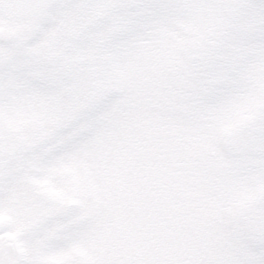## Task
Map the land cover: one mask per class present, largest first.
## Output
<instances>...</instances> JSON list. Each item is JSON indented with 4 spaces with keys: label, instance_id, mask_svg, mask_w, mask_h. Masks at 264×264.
Segmentation results:
<instances>
[{
    "label": "snow or ice",
    "instance_id": "snow-or-ice-1",
    "mask_svg": "<svg viewBox=\"0 0 264 264\" xmlns=\"http://www.w3.org/2000/svg\"><path fill=\"white\" fill-rule=\"evenodd\" d=\"M57 129L63 151L113 154L107 181L84 225L0 264H197L155 226L264 189V0H0V211Z\"/></svg>",
    "mask_w": 264,
    "mask_h": 264
},
{
    "label": "rangeland",
    "instance_id": "rangeland-1",
    "mask_svg": "<svg viewBox=\"0 0 264 264\" xmlns=\"http://www.w3.org/2000/svg\"><path fill=\"white\" fill-rule=\"evenodd\" d=\"M59 136V129L41 134L18 162L14 204L0 211V242H7L0 243V258L44 253L71 235L85 224L94 206L92 193L107 181L113 154L106 147L91 146L87 155L82 150L63 151ZM89 159H94L93 167H86ZM155 230L162 233L161 245H186L197 264H250L264 252V189L250 176L235 195L198 210L174 236L165 225ZM136 236L133 228L104 243L126 248Z\"/></svg>",
    "mask_w": 264,
    "mask_h": 264
}]
</instances>
